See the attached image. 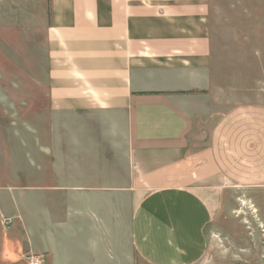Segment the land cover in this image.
<instances>
[{
    "label": "crops",
    "instance_id": "0c3cea01",
    "mask_svg": "<svg viewBox=\"0 0 264 264\" xmlns=\"http://www.w3.org/2000/svg\"><path fill=\"white\" fill-rule=\"evenodd\" d=\"M214 1H0V19L40 33L54 140L23 190L41 212L26 205L21 230L14 219L0 264L109 261L120 229L147 264L201 262L213 229L264 264V99L225 105Z\"/></svg>",
    "mask_w": 264,
    "mask_h": 264
},
{
    "label": "rangeland",
    "instance_id": "374dc122",
    "mask_svg": "<svg viewBox=\"0 0 264 264\" xmlns=\"http://www.w3.org/2000/svg\"><path fill=\"white\" fill-rule=\"evenodd\" d=\"M0 1L1 10H6L8 0ZM214 4L218 11L215 13L217 24L214 31L219 40L218 46L219 51L222 52L221 60H223L221 75L218 78L222 80V86L226 91L225 105L236 101L264 99V0H215ZM6 19L1 13V240L14 228V219L16 223L19 222L20 230L23 228L21 223H23L26 215L24 212L26 205L30 208L36 204L37 209L41 212V195L35 193L30 197L27 195L25 197L23 190L26 184H31L30 181L40 179L42 176L39 167L32 163L37 160L36 164H39L40 156L32 155L34 151L41 147L53 146L52 142L54 144V140L41 136V132L45 133L42 120L49 115L44 106L45 92L42 90L46 82V70L40 33L34 28L24 29L18 24L13 26L12 22L10 21L9 24L5 21ZM35 154L38 153L35 152ZM30 158H32V162ZM9 187L10 192L7 189ZM15 191L16 194L11 195ZM240 204L235 215L240 213L243 220L247 215L245 209L247 205ZM7 219L10 220L8 224L4 223V220ZM245 221L248 223L247 220ZM245 225L246 228L251 226L250 224ZM45 229L46 232L47 228ZM257 229L261 231L259 225H257ZM123 232L124 230L120 229L118 234L115 233L112 236V252L111 257H108L109 261L101 258L94 264H147L134 250L130 234ZM36 237L33 239L37 240ZM52 237V235L47 237L49 243L46 246L55 250L56 245L54 248V244L50 243ZM211 237L213 245L209 249V254L197 264H255L252 261H245L244 256L248 258V253H244V256L238 254L241 250L238 252L230 240L226 236H221L215 229L211 231ZM18 238L23 244L32 241L27 236H19ZM64 249L69 251L67 245L60 246V251ZM28 252L23 251L22 256L18 258L15 264H29L28 260L32 254H42L44 256L43 264L73 263L70 253L65 256L63 252L58 257L54 254L50 261L48 256L47 260L45 259L47 253Z\"/></svg>",
    "mask_w": 264,
    "mask_h": 264
},
{
    "label": "built area",
    "instance_id": "2783aa9c",
    "mask_svg": "<svg viewBox=\"0 0 264 264\" xmlns=\"http://www.w3.org/2000/svg\"><path fill=\"white\" fill-rule=\"evenodd\" d=\"M10 220H4V223H9ZM29 264H43L44 263V256L42 254H32L29 257Z\"/></svg>",
    "mask_w": 264,
    "mask_h": 264
}]
</instances>
